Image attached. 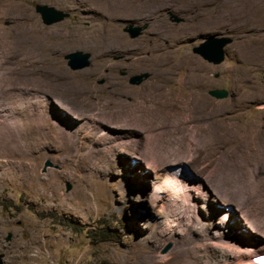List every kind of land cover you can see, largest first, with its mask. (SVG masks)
Listing matches in <instances>:
<instances>
[{"label":"rangeland","instance_id":"1","mask_svg":"<svg viewBox=\"0 0 264 264\" xmlns=\"http://www.w3.org/2000/svg\"><path fill=\"white\" fill-rule=\"evenodd\" d=\"M168 3L185 19L171 24L180 33L172 47L155 30L166 19L156 8ZM38 4L70 17L47 27ZM130 24L148 27L132 39L124 31ZM17 26L25 27L35 48H0V101L12 100L20 119L14 124L23 130L45 109L52 122L84 127L81 140L67 149L42 144L32 131L28 141L40 142L34 159L24 148L0 158L3 264H213L219 251L198 234L200 224L185 213L178 189L167 180L169 170L178 168L206 182L217 198L211 196L200 212L202 222L217 221L232 207L231 234L264 237L261 229L252 232L237 207L246 202L264 216V150L246 141L257 130L264 133V0L256 6L247 0H0V28L11 36ZM74 29L84 31L85 47L76 35L63 40ZM209 36L233 40L220 65L192 51ZM75 50L92 55L90 66L70 68L65 54ZM176 55L193 59L161 60ZM142 73L149 78L132 85L130 78ZM68 77L73 88L84 77L89 87L79 89L93 94L85 110L79 108L80 116L88 115L84 121L68 111L82 102L61 95ZM216 89L228 97L209 95ZM198 105L205 107L201 113L192 111ZM218 131L225 135L219 138ZM180 158L186 161L168 165Z\"/></svg>","mask_w":264,"mask_h":264},{"label":"bare ground","instance_id":"2","mask_svg":"<svg viewBox=\"0 0 264 264\" xmlns=\"http://www.w3.org/2000/svg\"><path fill=\"white\" fill-rule=\"evenodd\" d=\"M258 1L259 0H247V3L250 6H253V5L256 6ZM24 28H22L20 26H17L15 28L14 34L11 35V36L5 35L4 34L5 33L4 30L2 28H0V48L3 49V50H10V49L14 50V48H16V46H19V47L27 46V48L29 46L32 47L34 45V44L32 45V42L35 43V41L24 30ZM39 43H41V42H39ZM42 45L44 46V44L41 43L40 47H42ZM37 47H38V45H37ZM34 48L35 47L33 46L32 47L33 51H34ZM254 49L258 50L259 48H257V49L256 48H252V50H254ZM3 52H7V51H2V53ZM22 53H24V52H22ZM254 54H256V53H254ZM30 55H31V53H30ZM44 60L45 59H41V61H44ZM44 62H46V60ZM52 64L55 65L56 63H52ZM29 70H31V69H29ZM44 74H46V73H44ZM47 74L50 75V74H54V73L50 72V73H47ZM85 74L83 72V73H80L79 76H84ZM4 76H5L4 73L0 74V81H1V78H3ZM83 78H81V79L77 78L79 81H82V83L75 84L74 86H75V88H77V89H75V88L72 87V85L74 84L73 80L70 77H68L67 78V84H63L62 85L63 88L60 90V92H62L61 95L64 98H67L69 101L77 99L78 101L82 102V104H78L77 107L73 105L75 111L74 110L73 111L70 110V108L68 110L69 112L72 113V116H74L77 120H80V121H84L86 116H88V115L80 116L79 113L82 112V111H80V109H82L83 111L85 110L86 99H89L91 97V94H92V92H91V90L89 88L86 91L83 90V88L79 89L81 86L89 87L88 86V82L86 81V79H83ZM23 90H25V89H23ZM8 93L9 92H7L6 94H8ZM15 96H13V97H15ZM12 99H14V98H12ZM54 99H55V103L58 102V104L61 107H63V108L66 107V105H64L62 100H60L57 97H55ZM11 101H10V103H11ZM20 101H22V100H20ZM10 103H6V102L0 101V113H1L0 114V158L2 156L6 157L7 154L17 153V152L20 151L21 148H24V152L27 153V155L30 156L31 159H34L35 156L33 155V153L38 150V148L36 150L35 147L38 146L40 144V142L38 144H37V141H36V143L30 142L31 140H34L31 137H29L32 131L33 132L35 131L36 133H38L40 135V137L42 138V140H44V143L42 142V144L48 145V144L53 143V144L57 145L58 148H61V149H67L64 145H66V146L74 145V144L78 143L81 140V134H82V131H83V129H82L83 124H81V126L75 127V125H77V123L74 122V121L73 122L71 121L69 123L66 122V126L64 127V126H62L61 124H59L57 122H54V121L52 122L51 117L49 116L48 112L46 113L45 109H43L42 111H38V112H40L39 115L37 113L38 117L30 119L29 123L27 122L26 125L24 124L25 125L24 129L20 130L19 128H21V127H18L19 125L14 124V122L16 123V121L18 122V120H20V119L16 120L17 118H19L17 116V114H19V113L18 112L16 113L15 109H13L15 105H12ZM68 104H70V103H68ZM20 108H23V106L20 107ZM191 108H192V111H197V113H201L202 111H204L205 107L198 105V106H192ZM24 110L27 111V112H29V111L32 112V109H30V107L29 108L25 107ZM21 113H23V112H21ZM91 114H93V113H91ZM24 115L26 117V115H28V114H24ZM34 115L36 116V114H34ZM19 116H21V115H19ZM91 116H93V115H91ZM30 117H28V118H30ZM63 118H64V116H63ZM98 119H100V121L106 120V119L103 120V119H101L99 117H98ZM20 123H22V121H20ZM4 124H5V127H4ZM21 126H23V125H21ZM97 127L98 126H96V128ZM120 129H122V128H120ZM254 130H255V128H254ZM219 132L220 131L215 132L214 134L216 136L218 135L219 138L225 135V134H221ZM254 132L255 131H252L251 133H254ZM121 133H127V132L124 130V131H121L119 134H121ZM255 135H257V137L253 136L254 138H251V136H248L246 141H248L249 143H252L254 146H257L260 149L263 148V150H264V133H263V131L262 130H257ZM200 136L201 135L199 134L198 137H200ZM212 137H213V135L209 134L206 137V139L210 141L212 139ZM99 138H100V136H99ZM121 139L123 140V138H121ZM202 139L203 138H201V140ZM28 140H30V141H28ZM107 140H110V138L107 139ZM107 142H109V141H107ZM120 142H122V141H120ZM66 143H69V144H66ZM189 156L192 157V155H189ZM2 160H3V158H2ZM180 161L183 162V161H186V160L184 158L183 159L180 158V159H178L176 161L170 162L168 165L174 166V165L178 164V162H180ZM3 165H4V162H3ZM4 167H2V168H4ZM7 175H8V172H5L4 175H2V176L7 178ZM167 180H169V182L171 183L172 186H175L178 189L179 198H180L181 201H183L185 203V207H183V208H185V213L192 220H194L195 223L200 224V226L197 227L198 234L208 241V245L210 244L211 247H214V248H216L219 251V253H218L219 254V258L218 259L216 258L217 260L213 264H255L253 259L258 257V256H260V255H264V237H257V239H256V238L250 236L248 238V237H246L247 234H242L243 237H239V236L231 234L229 232V231L232 230V228H231L232 227L231 217L234 214V212H236L237 209L234 208L233 211H230L231 208H232V207H230L228 209V211H225L222 215H220L218 217L219 219L217 221H215V220H211V221L209 220L208 222H202L201 221L200 212H202L203 210L207 211L208 205L210 204V197L212 196V192L210 190L211 186L208 185L210 187L209 188L206 185V182L202 181V179H200V178L198 179V178L187 177L183 173V170L181 168L170 169L169 172H168ZM245 193H246V191H245ZM212 197H213L212 199L214 201H217V198L215 196H212ZM245 203L246 202H243L242 204L237 206L239 208L238 211L240 212V216L245 220V222L247 223V226H249V228L252 229V232H254L256 234V233H258V231H260V229H261V231L264 232V230L262 229V228H264L263 225H262V223H264V216L263 215L260 216L258 214H255L254 211L251 210L252 208L248 207L247 206L248 204L246 205ZM225 205L229 206L228 201H227V203H225ZM255 208H257V206ZM215 210H217V209H215ZM258 210H260V209H258ZM262 211H263V209H262ZM255 212H257V210ZM181 221H183V220H181ZM234 223L236 224L238 222H234ZM195 239H196V237H195ZM194 244H195V242H194ZM181 251H182V253H184V251L182 249H181ZM210 255H212V254H210Z\"/></svg>","mask_w":264,"mask_h":264},{"label":"water","instance_id":"3","mask_svg":"<svg viewBox=\"0 0 264 264\" xmlns=\"http://www.w3.org/2000/svg\"><path fill=\"white\" fill-rule=\"evenodd\" d=\"M36 11L41 15L42 22L46 26H52L54 24L60 23L69 17L67 12L56 9L53 6L47 4H38L35 7ZM177 22L182 21V19L177 18ZM147 28V25L134 26L130 24L124 29L125 32L129 34L132 39L138 38L142 35L143 31ZM233 42L232 38L229 37H217L209 36L204 42L193 49L194 53L198 54L205 61L213 65H220L224 62L226 57V48ZM91 54L83 51H75L70 53L65 57L68 60V65L72 70H80L90 66ZM148 73H142L134 75L130 78V83L132 85H139L144 80L149 78ZM209 95L215 97L216 99H225L228 97V91L224 89H216L209 91ZM12 239V234L9 233L6 241L10 242ZM4 254H0V264H3L2 258Z\"/></svg>","mask_w":264,"mask_h":264},{"label":"flooded vegetation","instance_id":"4","mask_svg":"<svg viewBox=\"0 0 264 264\" xmlns=\"http://www.w3.org/2000/svg\"><path fill=\"white\" fill-rule=\"evenodd\" d=\"M50 6H53V7H55L54 5H50ZM56 8V7H55ZM57 9V8H56ZM156 9H161V11L163 12V14H165L166 15V19H165V21L163 20V21H161L157 26H156V33H159V34H162V36H164L165 38V42H167V45H168V47H172V45L171 44H175L176 43V41H177V38L179 37V35H180V33L178 34L177 32H174L173 31V29H175L172 25L173 24H175V25H179V24H181V23H185V19L183 18V17H180V15L178 14V12H179V9L177 8V5L176 4H170V3H168V4H164V5H162L161 7H159V8H156ZM36 10V9H35ZM58 10H61V9H58ZM61 11H64V10H61ZM176 11H177V13H176ZM65 12V11H64ZM36 13H37V15H38V17H39V19H41V15L36 11ZM68 13V12H67ZM69 14V13H68ZM69 17H70V14H69ZM68 17V18H69ZM67 18V19H68ZM177 18H180V19H182V21H180V22H177L176 21V19ZM41 21H42V19H41ZM43 23V22H42ZM145 23H147V22H145ZM44 24V23H43ZM172 24V25H171ZM55 25H57V24H54V25H52V26H49V27H54ZM48 27V26H47ZM148 27V26H147ZM50 32L53 34L54 32H55V30L53 29V30H50ZM144 33L146 32V29L143 31ZM126 34H128L127 32H125ZM143 34V33H142ZM72 35H76L77 36V42L79 43V47H85V40H84V37H85V35H84V31L82 30V29H74L73 30V32H71V33H69V34H67V35H62L63 36V40L64 41H69L70 40V38H71V36ZM144 35V34H143ZM142 35V36H143ZM55 36H57L56 34H55ZM128 36H129V34H128ZM66 37V38H65ZM139 37H141V35L139 36ZM137 39V38H136ZM181 40L179 39V41L178 42H180ZM173 42V43H172ZM94 46L95 45H97V44H99V43H96V41H94ZM202 43V42H201ZM200 43V44H201ZM199 44V45H200ZM198 45V46H199ZM91 46V45H90ZM195 47H197V46H194L193 48H192V51H193V49L195 48ZM75 51H77V50H75ZM75 51H72V52H75ZM72 52H67L66 54H65V57L67 56V55H69L70 53H72ZM194 52V51H193ZM149 55H150V53H149ZM169 58V59H168ZM90 59H92V55H91V58ZM116 59H122L121 57H118V58H116ZM177 59H193L192 57H190V56H180V55H176V56H165L164 57V59H161L162 61H165L166 63H172L173 61H177ZM121 75H123V76H125L126 75V72L125 71H122L121 72ZM103 83V82H102Z\"/></svg>","mask_w":264,"mask_h":264},{"label":"clouds","instance_id":"5","mask_svg":"<svg viewBox=\"0 0 264 264\" xmlns=\"http://www.w3.org/2000/svg\"><path fill=\"white\" fill-rule=\"evenodd\" d=\"M262 256L264 257V255H260V256H258V257H256V258H254V259H253L254 263H255V264H261V263L258 261V258H260V257H262Z\"/></svg>","mask_w":264,"mask_h":264}]
</instances>
